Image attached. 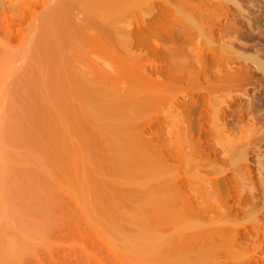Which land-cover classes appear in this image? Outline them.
I'll use <instances>...</instances> for the list:
<instances>
[{
    "label": "rangeland",
    "instance_id": "1",
    "mask_svg": "<svg viewBox=\"0 0 264 264\" xmlns=\"http://www.w3.org/2000/svg\"><path fill=\"white\" fill-rule=\"evenodd\" d=\"M51 2L0 0V108L6 93L19 86L16 73L30 67L32 49ZM234 2L129 0L111 10L96 9L88 16L96 23L91 21L69 50L71 73L79 75L86 70L93 92L105 91L110 104L116 103L131 114V144L139 151L141 168L131 178L134 181L101 174L103 184L112 192L110 197L125 196L132 203L128 201L119 210H136L147 218L144 208L152 202L144 195H155L152 204L157 209L163 207L160 212L168 216L152 228L165 236L160 246L170 255L186 254L192 264L200 251L206 257L219 255L216 264H264V76L248 59L255 54L264 61V0H240L242 13ZM104 12H108L106 16ZM97 22L110 33L99 32ZM126 29L133 43L119 41L118 32ZM97 33L104 35L101 41L91 38ZM155 46L163 49V55ZM157 67L163 71L156 72ZM229 72L232 78L242 77L233 80L229 76L227 80ZM219 75L226 80L221 82ZM5 175H0V182ZM139 178L147 179L145 185L138 187ZM147 189L151 190L145 194ZM67 191L60 190L57 199L61 200L54 202L55 221L46 229L35 228L36 224L27 232L29 242L25 241L32 249L22 256H9V238L1 235L0 264H145L126 256L122 247L120 250V239L102 234L78 195ZM7 205L0 206V226L20 210L15 207L5 216ZM28 216L17 225L29 220L36 223L34 216ZM190 223L192 227L187 226ZM253 224L261 225L254 227L261 230L257 234L253 233L257 229H249ZM248 226L251 234L234 233L235 228L246 231ZM136 227L126 226L128 230Z\"/></svg>",
    "mask_w": 264,
    "mask_h": 264
},
{
    "label": "bare ground",
    "instance_id": "2",
    "mask_svg": "<svg viewBox=\"0 0 264 264\" xmlns=\"http://www.w3.org/2000/svg\"><path fill=\"white\" fill-rule=\"evenodd\" d=\"M52 1L47 16L41 25L38 37L35 40L34 50L32 49L34 54L32 53L33 56L31 55L32 60L28 57L31 60L29 62L31 68L28 65L25 67L21 65L23 68L16 73L19 75H16L19 88L15 86V88L10 89L11 91L6 93L7 95H5L6 98L4 99L8 98V100L6 102L4 100V105L0 108V175L6 174L0 182V193L2 195L0 197V206L8 204L7 207L9 208L5 211L3 210L5 216L11 215L15 207L20 209L17 208L19 212H17L18 214L15 213L17 214L16 216L14 214L11 215L10 221L8 220L5 224L3 223L4 225H1L3 226L2 229L0 226V237L2 235L3 237L6 236V239L7 237L9 238L7 239L8 246L6 245V250L8 247L7 254L13 258V255H21L27 249H32L29 248V241L25 238V235L28 231L32 232V227H35L36 224L38 227L35 228L43 230L55 221L54 213L57 209L54 202L59 200L57 199V197H60L58 192L60 190H68L69 193L73 192L78 195L93 224L97 223L96 228L101 227L99 231L102 230L103 232L100 231L102 234L105 235L107 233L111 240L120 239V242H122L119 246L120 250L122 247L124 254H127L126 256L129 255L133 259L137 258L139 261L142 259L140 262L145 264H192L186 254L170 255L160 246L165 236L154 232L152 228L155 224L159 225L158 222L168 216L161 213L163 207L160 208L158 202L156 206L158 205L160 209H157L152 204L155 201V195L152 193L144 195L145 198H148H146L148 201L152 202L144 208L149 214V218H145L146 216L143 215L144 218H142L135 213L136 210L134 212L119 210L126 206L128 201L131 202L130 199L124 198L125 196L119 197V199L110 197L113 196L112 192L103 184L101 174L110 175V178L115 175L116 178L120 176L119 179L122 177L129 180L134 178L141 168L139 165L142 159L139 156V151L131 144L134 141L131 133V114L126 113L123 108L119 109V107H116V103V105L110 104L105 96V91L93 92L92 79L86 70H82V74L80 73L79 75L71 73L70 56L72 53L70 54L71 51L69 52V50L75 46L76 39L86 33V28L92 25L91 21L96 23L94 20H89V14L96 9L107 10L108 8L111 10L113 7L122 6L129 0ZM239 2L240 0H235L234 2V4L239 6L238 9L240 8L238 11L244 10L241 9L243 4L241 5V2ZM76 8L77 11H74ZM107 13L104 15L106 16ZM256 23L258 24V22ZM251 25L250 23L249 26ZM262 25L264 27V24ZM96 26L99 32L107 34L110 31L103 26V23L99 24L97 22ZM256 28L255 26V30ZM253 29L251 30L253 31ZM262 29L264 31V28ZM252 31H250V34H253L251 33ZM260 31H258V34H260ZM118 33L120 42H132L129 35L130 32H127V29L125 31L120 30ZM92 36L91 38L97 39V41H101V38L104 37V35L99 33L96 36ZM130 45L129 43L128 46L131 48ZM154 49L160 56L163 55L161 47L155 46ZM254 55L248 59L255 63L256 70L257 68L258 70L260 69L264 76L263 58H258L260 57L259 55L256 57ZM34 56L36 60H33ZM237 57L239 60V56ZM242 62H245V60L243 61L242 59ZM242 62L238 61V64ZM155 69L156 72L163 71L161 67ZM167 69L171 70V67ZM243 69L247 71L244 67ZM252 69L254 68L250 70ZM245 73L248 74V71ZM226 74L227 80L229 76L232 78L230 72L228 75ZM221 75H224V73ZM262 75L260 74V76ZM238 76L239 80L242 76L240 74ZM222 77L224 76L220 77L221 82L226 80L225 77L223 79ZM233 78L237 79L235 75ZM128 105L125 107H130ZM259 105L257 103L256 107ZM261 117L258 118L260 119ZM101 147L103 150H98ZM21 148H24L22 149V151L25 150L24 153ZM147 166H149L148 168L152 167L151 164H147ZM106 177L109 178L108 176ZM146 180V178H139L138 187L142 186ZM223 180L226 179L224 178ZM120 182H125V180ZM259 189L261 190V188ZM145 191V194L149 192L148 189ZM122 192L125 191L123 190ZM165 198H163V201H165ZM166 203L164 202V208L165 205L167 206ZM7 207L5 206V208ZM24 216H28L29 218L26 217L28 219L34 216L36 223L29 220L25 224L17 225ZM262 222L258 223L263 224L264 222ZM98 224L99 226H97ZM130 224H137L135 230L126 228ZM255 225L253 224L252 228ZM187 226L192 227L193 223ZM256 226L261 225L257 224ZM263 226L264 224L261 228ZM249 227L251 226L244 228L246 231H242L240 227L235 228L234 233L239 235L250 233L249 229L252 231L257 229V231L253 232L257 234L258 229L260 230L258 227L254 229ZM215 229L221 231L224 228L216 227ZM42 236L40 235L39 238ZM0 239L2 240V238ZM201 252L198 254L196 264H205L209 261L214 264L218 262L219 255L206 257L205 253L202 252V254Z\"/></svg>",
    "mask_w": 264,
    "mask_h": 264
}]
</instances>
